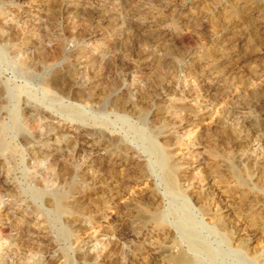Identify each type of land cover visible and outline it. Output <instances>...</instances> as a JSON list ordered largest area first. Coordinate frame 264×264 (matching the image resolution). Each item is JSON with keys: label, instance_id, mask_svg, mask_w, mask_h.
I'll return each mask as SVG.
<instances>
[{"label": "rangeland", "instance_id": "374dc122", "mask_svg": "<svg viewBox=\"0 0 264 264\" xmlns=\"http://www.w3.org/2000/svg\"><path fill=\"white\" fill-rule=\"evenodd\" d=\"M262 185L264 0H0V264H264Z\"/></svg>", "mask_w": 264, "mask_h": 264}, {"label": "bare ground", "instance_id": "6f19581e", "mask_svg": "<svg viewBox=\"0 0 264 264\" xmlns=\"http://www.w3.org/2000/svg\"><path fill=\"white\" fill-rule=\"evenodd\" d=\"M43 3V2H42ZM238 4V3H237ZM245 5V4H244ZM244 5H242V6H244ZM246 5H247V3H246ZM253 6V5H252ZM234 7H236V6H234ZM239 7H241V6H239ZM202 8V7H201ZM254 8H255V6H254ZM250 10V9H249ZM206 11V10H205ZM248 11V10H247ZM243 12V11H242ZM241 12V13H242ZM191 14V13H190ZM205 14V13H204ZM245 14V13H244ZM140 15V14H139ZM193 15V14H192ZM210 15V14H209ZM218 15V14H217ZM245 15H247V14H245ZM154 16V15H153ZM191 17V16H190ZM250 17V16H249ZM97 18V20L98 19H101V16L100 17H96ZM107 18V17H106ZM142 18V17H141ZM148 18V17H147ZM209 18V17H208ZM224 19H223V21H222V26H224V27H227V26H230V24H231V18L229 19V17L228 16H226V15H224V17H223ZM145 19V18H144ZM192 19V18H191ZM210 19V18H209ZM236 19V18H235ZM96 20V19H95ZM96 20V21H97ZM221 20V19H220ZM212 22V21H211ZM236 22V21H235ZM210 23V22H209ZM212 24V23H211ZM234 24V23H233ZM232 25V24H231ZM235 25V24H234ZM239 25V24H238ZM143 26V25H142ZM141 27V26H140ZM221 27V26H220ZM232 27V26H231ZM210 28H212V27H210ZM215 27H213V29H214ZM218 28V27H217ZM220 29V28H219ZM230 29V28H229ZM239 29V28H238ZM227 30V29H226ZM223 30H221V32H222ZM212 32L214 33L213 35H215V29L214 30H212ZM160 33V32H159ZM243 33V32H242ZM214 37V36H213ZM246 38V37H245ZM160 39V38H159ZM165 40V39H164ZM163 40V41H164ZM242 40V39H241ZM243 41V40H242ZM252 41V40H251ZM215 45V44H214ZM221 45V44H220ZM223 45V44H222ZM225 45V44H224ZM223 45V46H224ZM234 45V44H233ZM223 46H221V47H223ZM214 47V46H213ZM207 50V49H206ZM209 50V49H208ZM228 50V49H227ZM245 50V49H244ZM203 51V50H202ZM210 51V50H209ZM232 52H230L231 54H237V51H235V47L233 46L232 47V50H231ZM243 51V50H242ZM230 53H229V55H230ZM248 53V52H247ZM204 54V53H203ZM216 54V53H215ZM242 55V54H241ZM209 56H211V54H209V53H206L203 57H201V62H204V66L206 67V68H208V70L209 71H212V73H214L216 76H215V81H212V82H210L209 83V88L210 89H216V88H218L219 87V83H220V81H221V76L219 75V74H217V67L215 66V65H213V63H210L211 61L209 60L208 61V58H209ZM249 56V55H248ZM219 57L223 60V59H226L227 57H228V52H226L225 50H223V51H220V53H219ZM211 58V57H210ZM229 58V57H228ZM213 59V58H212ZM218 59V58H217ZM220 59V60H221ZM246 60V59H245ZM217 61V60H216ZM225 61V60H224ZM243 61V60H242ZM223 62V61H222ZM239 62V61H238ZM221 64V63H220ZM237 64H239V63H237ZM201 65V64H200ZM199 65V66H200ZM203 68V67H202ZM222 70V69H221ZM226 72V71H225ZM226 75V74H225ZM214 77V76H213ZM227 77V76H226ZM256 77V76H255ZM211 80V79H210ZM226 82H228V81H226ZM247 82V81H246ZM221 83H222V81H221ZM207 84V83H206ZM226 87V86H225ZM256 87V86H255ZM233 88V87H232ZM234 88H235V86H234ZM252 88V87H251ZM254 88V87H253ZM236 89V88H235ZM261 91V90H260ZM238 92H240V91H238ZM250 92H252L251 90H250ZM255 92V91H254ZM255 94H256V92H255ZM258 94V93H257ZM235 96V95H234ZM254 98V97H253ZM239 99V98H238ZM145 103V102H144ZM144 103H143V105H144ZM142 106V105H141ZM243 106V105H242ZM183 108V107H182ZM248 108V107H247ZM184 109H187V108H184ZM189 110V108L187 109V111ZM196 110V109H195ZM159 111H161V110H159ZM199 111H201V110H199ZM162 112V111H161ZM186 112V111H185ZM188 113H190V112H188ZM200 113V112H199ZM212 113V112H211ZM194 114V113H193ZM192 115V114H191ZM190 116V115H189ZM207 116V115H206ZM210 117V116H209ZM203 118V117H202ZM200 120V119H199ZM211 120V119H210ZM213 120V119H212ZM211 120V121H212ZM220 121V120H219ZM222 121V120H221ZM210 122V121H209ZM218 123V122H217ZM214 124V123H213ZM222 123H220V125H221ZM204 126L206 127V124H204ZM214 126V125H213ZM209 127V126H208ZM210 127H212L211 125H210ZM213 128V127H212ZM206 129V128H205ZM218 129V128H217ZM208 130V129H207ZM209 130H210V128H209ZM197 133V132H196ZM236 133V132H235ZM236 135V134H235ZM239 135V134H238ZM237 136V135H236ZM240 136V135H239ZM242 136V135H241ZM237 138V137H236ZM247 139V138H246ZM238 140V139H237ZM242 140V139H241ZM240 140V141H241ZM243 141V140H242ZM245 141V140H244ZM246 142V141H245ZM240 143V142H239ZM93 145V144H92ZM171 149V148H170ZM181 153V152H180ZM229 156V155H228ZM226 158V157H225ZM250 160V159H249ZM224 164V163H223ZM228 165V164H227ZM229 168V167H228ZM227 168V169H228ZM170 169H171V172H170V174L168 175V178H167V182H168V184L172 187V188H174L175 187V181H174V177H173V175H172V172L174 171V169H176V165H172V167H170ZM236 170V169H235ZM250 171V170H249ZM235 172V171H234ZM244 172V170H242V173ZM255 172V171H254ZM238 173V172H237ZM241 173V174H242ZM255 173H253V175H254ZM262 174V173H261ZM236 175V174H235ZM234 175V176H235ZM252 175V174H251ZM252 175V176H253ZM239 176V179H240V181L242 182V183H245L246 181H248L247 179H248V177H245V176H243V175H238ZM259 176V175H258ZM232 179V178H231ZM214 181V180H213ZM255 181H257V179L255 180ZM222 184V183H221ZM246 185V184H245ZM113 186H115V185H113ZM262 186H264V185H262ZM224 187V186H223ZM211 188V187H210ZM261 187L259 186V189H260ZM225 189V188H224ZM262 189H264V188H262ZM108 190V189H107ZM221 190V189H220ZM219 190V191H220ZM132 193V192H131ZM208 193V192H207ZM142 194V193H141ZM140 195V194H139ZM198 196H200V195H198ZM140 197V196H139ZM142 197V196H141ZM196 197V196H195ZM248 198V197H247ZM143 199H145V200H147V201H149V200H151V202H155V199H154V197H153V195L151 194V193H149V192H146V193H144L143 194ZM196 199V198H195ZM236 199V198H235ZM135 200V199H134ZM131 201V200H130ZM203 201V200H202ZM206 201V200H205ZM260 200H258V202H259ZM197 202L198 203H200V200H199V198H197ZM231 204V203H230ZM67 205V204H66ZM246 205V204H245ZM154 206V205H153ZM234 205H232V207H233ZM249 206V205H248ZM62 209L64 208H67L65 205H61L60 206ZM231 207V208H232ZM228 209H229V207H227ZM204 209V208H203ZM230 210V209H229ZM138 214H139V216H142V219L144 220V219H146L147 221H151V222H153V221H155V225H153V231L155 232V235H157V236H162L164 239H165V241L166 242H156V241H154V242H149L150 244L149 245H147L148 247H146L149 251H150V253L152 254V256H153V258L155 259H157V258H159V257H163V259L160 261V263L159 264H204L200 259H198L196 256H191L189 253H187V252H185V251H180V252H177V253H174L173 251H172V247H171V243L173 242V239H172V235H171V231H169V230H167L165 227H162V225H161V223H160V213L158 212V211H154V212H150V213H146V212H144V210H142V209H140L139 211H138ZM210 213H208V215H209ZM231 214H232V212H231ZM235 214V213H234ZM233 215V214H232ZM105 216V215H104ZM239 216V215H238ZM210 217H211V219H210V221L212 220L213 221V224H214V226L216 227V228H219L220 230H222L224 233H225V230H223V228L221 227V225L219 224V223H217V221H215V217L213 216V215H211L210 214ZM220 217H222V216H220ZM227 218V217H226ZM223 219V218H222ZM153 220V221H152ZM225 220V219H224ZM237 219H236V216L234 217H232V219H231V223L232 224H234L235 223V221H236ZM128 221V220H127ZM215 221V222H214ZM240 221V220H239ZM238 222V221H237ZM236 222V223H237ZM262 223V222H261ZM125 224V223H124ZM239 224H240V222H239ZM260 224V223H259ZM236 226V225H235ZM238 226V225H237ZM236 226V227H237ZM250 226V225H249ZM264 226V225H263ZM123 227H124V225H123ZM232 227H233V225H232ZM231 227V228H232ZM239 227H240V225H239ZM244 227V226H243ZM247 227V226H246ZM245 227V228H246ZM262 227V226H261ZM99 228V227H98ZM126 228V227H125ZM241 228V227H240ZM105 229V228H104ZM152 229H150V230H152ZM101 230V229H100ZM106 230V229H105ZM245 230V229H244ZM102 231V230H101ZM105 232V231H104ZM108 232V231H107ZM241 232H243V231H241ZM251 232V231H250ZM238 233V232H237ZM152 235V234H151ZM226 235V237H227V239L228 240H230V241H232V242H234L235 243V245L237 244L240 248H241V250H243V251H245V252H247L251 257H252V259L253 260H258V258L259 257H261V256H259L258 257V254H257V251H255V249H254V251H251L250 249H249V247L246 245V244H244L243 243V235H239L238 237H239V239L238 238H233L231 235H229V234H225ZM236 235V234H235ZM237 236V235H236ZM156 238V237H155ZM135 240L136 241H140V238L137 236V237H135ZM144 240V239H143ZM162 240V239H161ZM126 244V243H125ZM141 244V243H140ZM138 246H140V245H138ZM144 247V246H143ZM123 248V247H122ZM145 247L143 248V249H146ZM125 249V248H124ZM194 249V248H193ZM195 249L197 250L196 252L198 253L199 251L198 250H200V253L202 252H204V251H202L201 249H202V247H201V249L198 247V245H195ZM126 250V249H125ZM148 250H147V252H148ZM204 250V249H203ZM138 251H140L139 249H138ZM112 252V251H111ZM195 252V253H196ZM258 252H260V251H258ZM109 253V252H108ZM110 254V253H109ZM202 255V254H201ZM107 259H109V260H113V259H115V257L114 256H112V255H109L108 256V258ZM153 260V259H152ZM135 262H134V264H148V262L146 261V260H144V259H135L134 260ZM118 263V262H117ZM122 263V262H121Z\"/></svg>", "mask_w": 264, "mask_h": 264}]
</instances>
